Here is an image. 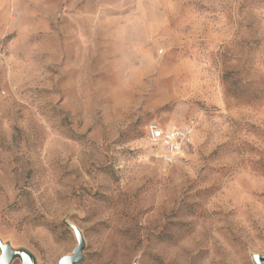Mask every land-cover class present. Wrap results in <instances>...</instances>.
<instances>
[{
  "label": "rangeland",
  "instance_id": "obj_1",
  "mask_svg": "<svg viewBox=\"0 0 264 264\" xmlns=\"http://www.w3.org/2000/svg\"><path fill=\"white\" fill-rule=\"evenodd\" d=\"M68 224L78 264L264 253V0H0V243L58 264Z\"/></svg>",
  "mask_w": 264,
  "mask_h": 264
},
{
  "label": "water",
  "instance_id": "obj_2",
  "mask_svg": "<svg viewBox=\"0 0 264 264\" xmlns=\"http://www.w3.org/2000/svg\"><path fill=\"white\" fill-rule=\"evenodd\" d=\"M68 227L74 231L77 244L71 254L64 255L59 259L58 264H78L83 259L84 240L82 233L75 226L68 224ZM13 256L14 253L9 245L0 243V264H10ZM19 257L21 259L20 264H35L33 256L28 252H20ZM252 261L254 264H264V253L252 254Z\"/></svg>",
  "mask_w": 264,
  "mask_h": 264
},
{
  "label": "built area",
  "instance_id": "obj_3",
  "mask_svg": "<svg viewBox=\"0 0 264 264\" xmlns=\"http://www.w3.org/2000/svg\"><path fill=\"white\" fill-rule=\"evenodd\" d=\"M147 139L149 143L159 147L168 155L182 152L187 140V132L177 128H162L155 123L147 125Z\"/></svg>",
  "mask_w": 264,
  "mask_h": 264
}]
</instances>
